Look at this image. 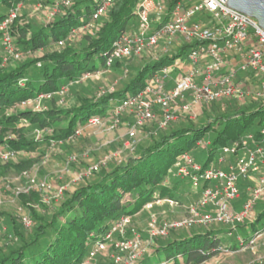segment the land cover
I'll return each instance as SVG.
<instances>
[{
  "label": "trees",
  "instance_id": "1",
  "mask_svg": "<svg viewBox=\"0 0 264 264\" xmlns=\"http://www.w3.org/2000/svg\"><path fill=\"white\" fill-rule=\"evenodd\" d=\"M22 1L0 0V21ZM136 1L113 0L92 30H85L83 26L89 23L99 0H76L69 6L61 7L55 17L44 19L41 25H32L28 21L12 24L10 32L15 50L33 54L13 65L0 66V149L22 157L20 167L15 171L38 165L42 159L41 147L50 141H61L60 145H64L72 138H79L80 135L73 136L78 125L84 124L89 117L105 115L108 102H119L138 93L157 70L176 57L187 59L194 44H181L172 55L157 52L154 57L144 60V64L121 89L113 88L89 96L75 94L71 104H64V96L68 93H60L61 88L68 90V86L79 82L85 73L94 75L108 69L104 66L106 54L117 36L126 31L129 20L136 16ZM170 5L171 2L168 7ZM3 9H7L6 13ZM71 28L84 32L79 41L72 40L75 36L66 38ZM60 40H63L61 45L58 44ZM95 59L101 60V67L95 66ZM133 59L126 60L132 62ZM120 61L116 60L112 66L120 65ZM124 66L126 75L135 69L131 64ZM41 93L51 94L49 99H43L49 101L47 107L34 110L20 106L21 101L36 98ZM57 94L62 96L57 99ZM200 110L216 114H206V119L200 124L187 119L188 122L178 128L174 126L182 120L169 124L165 129L157 128L152 122L157 133L151 132L149 140L134 143L132 152H126L120 160L113 159L98 171H92L94 177L91 180H87L91 174L80 176L73 190H64L60 202L56 204H51L53 201L45 204L38 191L21 196L23 200H27L26 197L31 199L37 207L30 208V226H25L21 219H6L2 233L5 238L0 240V264H83L88 258L89 241L102 240L118 217H132L143 210L145 203L159 197L181 201L174 193L182 181L180 178L170 187L160 182L179 154L195 147L197 141L205 139L209 130H215L217 134L212 141L207 140L205 164L217 145L264 126L262 100L229 101L224 108L215 103L203 104ZM31 128L40 132V136L34 139L25 137L24 132ZM117 144H122V141ZM29 154L35 155L28 157ZM7 163L9 161L0 163V177L14 172L7 167ZM82 167L87 170L90 166L83 163ZM81 180L84 182L80 183ZM257 217L249 223L248 234L240 240L242 245L253 236L251 230L263 228L264 210ZM209 226L198 232L186 229L181 234L172 230L166 237L154 238L160 241L152 252L137 259L134 264H202L221 255L223 250L236 251L240 248L241 244L222 238L221 233L231 232L230 229ZM236 226L240 227L239 224ZM3 227L0 226L1 229ZM130 230L128 227L126 235Z\"/></svg>",
  "mask_w": 264,
  "mask_h": 264
},
{
  "label": "built area",
  "instance_id": "2",
  "mask_svg": "<svg viewBox=\"0 0 264 264\" xmlns=\"http://www.w3.org/2000/svg\"><path fill=\"white\" fill-rule=\"evenodd\" d=\"M74 1L76 0L57 1L47 11L45 19L55 17L61 7L69 6ZM112 2L113 0H99L89 23L83 29L92 30L97 27L98 21ZM16 12L17 6L0 21V41L5 52L3 64L9 60L21 59L22 53L15 50L10 32ZM134 13L140 32L124 31L117 36L104 59L106 68H110L116 60L138 58L146 52L154 51L161 42L159 52L163 53H168L172 44L180 46L188 43L194 46L190 47L186 60L180 59L171 71L167 66L161 67L138 93L121 99L103 116L89 117L84 124L75 128L73 136L78 137L88 127L108 125L113 129L123 123V117H128V140L123 144L124 149L132 152L135 145L132 140L139 129L149 123L154 122L157 128L165 129L169 124L185 117L195 118L194 112L196 108L201 109V104L215 103L224 108L229 101L253 99L264 102V28L254 17L228 6L226 0H141L138 6L135 5ZM158 18L161 19L158 21ZM152 24H155V28L146 34V29ZM79 31L71 28L66 38L71 39ZM62 43L63 40L58 41L59 45ZM172 71H175V75ZM89 76L92 75L85 73L82 79ZM64 91L66 87L61 88L60 93ZM50 96V93H41L36 98L21 101L20 106L38 110L41 100L49 99ZM39 136L40 132L37 131L36 137ZM60 144L61 141L52 140L48 144V150L54 152L55 146ZM208 145L209 141L205 139L196 142L199 147L206 148ZM215 151L216 149L211 159L203 165L194 162L188 151L179 154L174 162L176 175L182 179H190L194 193L199 194L198 200L188 205L186 215L181 219L159 222L151 214L147 229L149 238L166 237L172 230L204 227L213 222L235 227L244 223L255 204L264 199V126L257 131L241 134ZM226 155L230 158H226ZM121 156V151L109 154L102 163L90 166L77 175V178L82 174L88 176L92 171H98L107 161L120 160ZM15 157L16 153L0 149L2 161ZM75 160V155L69 157V162ZM242 178L248 180V183L238 184ZM64 190L65 187L51 181L40 183L37 189L44 192L45 200L47 196L50 200L62 196ZM242 193L243 200L236 207L235 201L240 199ZM153 202H165L171 206L181 203L177 199L159 197L145 203L143 209H150ZM206 206L211 209L203 211ZM22 222L25 226L31 224L27 217H22ZM130 222V216H120L104 233L102 240L89 241L88 259L97 254L113 253V264H134L141 258L140 254L133 255L141 246L140 236H126ZM263 233L264 226L249 238L247 244L240 243L239 249L253 244ZM230 234L229 231L228 235ZM127 251L130 254H121ZM223 252L229 251L226 249Z\"/></svg>",
  "mask_w": 264,
  "mask_h": 264
},
{
  "label": "rangeland",
  "instance_id": "3",
  "mask_svg": "<svg viewBox=\"0 0 264 264\" xmlns=\"http://www.w3.org/2000/svg\"><path fill=\"white\" fill-rule=\"evenodd\" d=\"M57 1L59 0L22 1V3L17 5V16L14 19V24L16 25L18 22L28 21L32 25H41V23L46 17L47 11L53 6H55L54 4H56ZM140 1L141 0L136 1V6H138ZM3 10H5L4 12L6 13L7 9ZM160 19L161 18H158V21ZM154 28L155 24H152L149 29H146V34L150 33ZM140 30L141 29L138 27V20L136 16H133L126 25V31L139 33ZM82 33L84 32L79 31L78 33H76L74 35V39L72 40H74V42L79 41L82 37ZM161 46L162 42L161 44H159V47L156 48L154 51L146 52L145 55L133 59L132 62L127 61L128 59H121L120 65H114L104 71H101V73H95L92 76L80 79L79 82L68 86V90L66 89L67 91H65V93H68V95L64 96V104H71L73 102V99L76 97L75 94H86L89 96L93 94L98 95L104 91H108L113 88L115 90L121 89L123 85L126 84L130 80V78L133 77L137 69L140 68L142 64H144V60L148 59L149 57H154V55L160 51ZM177 47L178 45L176 44H172L171 46H169L167 54H174L175 49ZM20 52L22 53L21 59L17 61L9 60L6 64H3L2 57L5 52L0 41V66L13 65L16 62L23 61L26 58L28 59L33 55L26 51ZM179 60L180 58L176 57L171 63L166 65L167 69L171 71L174 65L177 64ZM94 63L96 67H101V60L95 59ZM126 64H131L133 65V67H135V69H132V71L128 75L124 73V69H126L124 65ZM180 67H182V65ZM55 96L57 99H59V96L61 97L62 95L57 94ZM48 102V100H41L39 108L47 107ZM116 103H118V100L108 102L106 104V110L111 108ZM215 105L219 106V104ZM206 114L215 115L216 113L213 112L210 114V112L207 110L205 111V113H202L200 108H196L194 112L195 118H192L191 120L194 121V124H200L206 119ZM187 119L190 118L185 117L183 119H180L183 122L180 124L178 123L174 127H183L186 122H188ZM33 130L34 129L31 128L30 130L25 131L24 136L34 139L36 137V132ZM156 130L157 129L155 127H152L151 123H149L148 126L146 125L142 129H139L136 137L132 141H134V143L146 142L147 140H149L151 132L153 133ZM125 132L127 133V127L125 125V122H123L113 129L109 128L108 125H102L97 128H85L83 129L79 138H72L65 143L67 147H63L65 144H62L60 146L58 145V147L56 145V150H54V152H50L48 150V143L47 145L41 147L40 152L42 155V159L38 163V165L41 164V168L39 169L38 165H36L31 167L27 166L19 169L18 171H15L17 167H20L21 162L19 160L22 157L18 156L17 154L15 159L9 160V163H7V167L14 172H10L9 175L0 177V226L3 227V224L7 223L6 219L8 218L22 220V217H27L32 219V217L30 216V208L35 206L33 204L34 202H32L31 199H28L26 196L25 197L27 200H23L21 196L29 194L31 191H37L38 186H40V183L51 181L53 184L58 185L60 187H65V190H67V186L70 187V184L72 185L73 181L75 182L76 180L78 181L80 179L77 178V175L79 176V174L77 173L85 170L82 167L83 163H86L89 166L100 164L105 160L106 157H108L109 154H112L117 151H121L123 156L126 155V152L128 151L124 149L123 143L128 140V137ZM216 134L217 132L211 129L206 134V136H204V138L205 140L212 141L215 138ZM120 141H122V144H117V142ZM219 148L220 145H217L215 152H217ZM188 152L193 157L194 162L200 165L205 164V160L208 155L207 149L205 147L195 146L189 149ZM34 155L35 154H29L28 157ZM72 155L76 156V160L74 162H69V157ZM226 158H230V156L226 155ZM112 160L113 159H111L110 161L112 162ZM110 161H107L106 164ZM6 162L8 161H2L0 159V163ZM82 176L85 177V175L83 174ZM93 177L94 176L91 173L87 180L89 181ZM178 178L180 177L176 175V164L172 163L168 168L167 172L165 173L164 178L160 182V184L170 187L173 185V183H175L176 179ZM180 179L182 181L178 183L179 188H177V191L176 189L174 190L175 195H179V199L181 200L180 204L171 206L165 202H159L160 204H156V202H153L152 207L150 209H143L131 217V222L128 226L129 228H131V230L129 231L130 233L126 236L128 238L140 236L142 240L141 246L139 247V249L135 250V253H133V255L140 254L139 257L143 258L147 254H150L152 252L151 250L158 244V241H160L149 238L147 229L149 227L148 222L151 214L155 215L159 222L171 219H181L186 215V208L188 207V205L191 202H197L199 195L194 197V188L192 186V183L190 182V179ZM79 182L83 183L84 181L81 180ZM247 183L248 180L243 178L238 181V184L241 185ZM76 185L77 183L74 184V186ZM38 192L41 195L42 201L45 204H49L52 201L53 202L51 204H56L60 202L61 196L58 198H53L51 200L49 199V196H47V200H45L44 192ZM243 196L244 193L241 194L240 199L236 200L239 201L238 204L242 202ZM35 207H37V205ZM207 209H211V207L206 206L203 211H207ZM262 210H264V199L258 201L255 204L248 218L244 221V223H241L243 226L239 224L240 227H229L228 225L221 222H213L209 227L213 226L214 229L220 230L230 229L231 234L228 235V232L223 231L221 233L222 238L240 244L241 238L248 234L247 229L249 227V223L255 221L256 218H258L257 216L259 215V213L262 212ZM204 227L194 226L191 228V231H203ZM4 230L5 228L0 230V240L5 238V236H2ZM185 230L186 229H180L177 233H185ZM256 232L257 230L255 229L253 231L251 230V233L255 234ZM141 248L143 251H141L140 253ZM116 252L118 253V250ZM121 254L130 253L127 251L122 252ZM113 256V253H107L106 255L97 254L92 259L87 258V260H85L83 264H99L100 262L104 264H112ZM202 264H264V233L260 234V236L255 239L253 244L246 245L245 248L236 251L222 252L221 255L215 256L210 262H205Z\"/></svg>",
  "mask_w": 264,
  "mask_h": 264
},
{
  "label": "water",
  "instance_id": "4",
  "mask_svg": "<svg viewBox=\"0 0 264 264\" xmlns=\"http://www.w3.org/2000/svg\"><path fill=\"white\" fill-rule=\"evenodd\" d=\"M228 6L254 17L264 28V0H226Z\"/></svg>",
  "mask_w": 264,
  "mask_h": 264
},
{
  "label": "crops",
  "instance_id": "5",
  "mask_svg": "<svg viewBox=\"0 0 264 264\" xmlns=\"http://www.w3.org/2000/svg\"><path fill=\"white\" fill-rule=\"evenodd\" d=\"M176 45H178V44H176ZM135 59H136V58H135ZM171 73H172L173 75H175V71H172ZM173 75H172V76H173ZM202 105H203V104H201V107H202ZM123 118H124V119H123V122H125V125H126V122L130 121V119H129L128 117H123ZM125 133H126V132H125ZM76 183H78V181H75V182L73 181V182H72V185L70 184V187L67 186V187H68V190H70V191L73 190V188H74V184H76ZM197 195H198V194H197ZM197 195H196V193H194V197L197 196ZM238 203H239V201H236V202H235V205H237ZM238 205H239V204H238ZM238 205H237V206H238ZM134 215H135V214H134ZM134 215H133V216H134Z\"/></svg>",
  "mask_w": 264,
  "mask_h": 264
}]
</instances>
